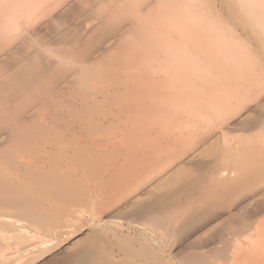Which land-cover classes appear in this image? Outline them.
I'll use <instances>...</instances> for the list:
<instances>
[{"label": "rangeland", "instance_id": "374dc122", "mask_svg": "<svg viewBox=\"0 0 264 264\" xmlns=\"http://www.w3.org/2000/svg\"><path fill=\"white\" fill-rule=\"evenodd\" d=\"M159 1L160 0H145V1L144 0H102V1L101 0H84V1L83 0H66L64 3L59 5L55 0L56 3H55V6L53 7L49 4L52 3V5H54L53 3L54 1L49 2L48 8L50 7L54 8V9L50 8L53 11H51V13L49 12L50 10H47L49 13H47V11L41 12V14L44 13L47 17L44 15L46 18H42L41 20L35 22L36 24L32 25L33 27L28 28L27 32H24L22 33V35H19L18 37H16L14 41L10 43V45H8V47L4 50V52L0 54V60L9 55H12L14 52H16L19 49H23L24 51L27 50L29 45L35 46L33 47V49H37V52L40 54L41 58H43V56L45 58L47 53L45 55L43 52H48L50 49L55 50L59 48H65V49H74V47L77 48L75 42L74 44L71 43L72 45L69 44L68 47L64 46L63 43L60 44L63 40L62 35L67 29L66 24L74 23V17L75 16L77 17L80 14V11L82 10V8L85 7V3L86 4L94 3L97 9L99 8L98 10H103L102 7L106 8L110 6L112 9L111 8H108V9L109 10L111 9V13H112L114 12V10L115 12H118V10L116 11V9H120V12L123 15H125L122 17L124 18L126 17L127 19H123L122 27L119 32H111V31L109 32L107 29H104V30L102 29V30L95 31V32L93 31L88 32L89 34H87L86 36L89 35L88 36L90 39L89 45L93 51L90 58L93 61H96V59L99 58L101 53L107 52L108 50L116 46L117 40L119 39L118 37H122L124 41L128 40L127 37L130 35V29L133 28L134 34L128 37L132 39V42L130 44L131 47H134L135 45V47L132 49L141 50V48L143 49L150 45L156 46L157 44H159V42H163V40L165 39L167 43L165 41L164 43H166L167 45L171 41L170 45L172 46L174 44L179 43L180 35L184 34L186 36L188 35L190 38H193L190 40L189 44L186 43V47L189 50L191 49L194 50V49H197L196 45H198L199 47L208 46L211 44V43L210 44L208 43L210 42L211 39H213L214 37L215 38L218 37L217 39L222 38V41L224 42L222 43L223 47L220 45V49H218V52H222V53L225 52V50L227 49L226 45L229 44L231 45V47H233L232 49L234 52L236 51L238 53L239 50H240L239 53L242 52L241 54L238 53L239 56L237 58L238 59L240 58V61H242V59L245 58L244 63L248 62L249 65L248 63H245L248 66L246 67L245 65L246 68L244 69L243 67L242 69V66L240 67L241 64L238 63L237 65L238 69H241V70L238 71L237 69L236 71L237 61L231 62L230 63L231 67H230L225 62V59L223 60L221 58V61L223 62H219V64L221 65V63H223V66H224L226 63L227 65H225V67H227V70L226 69L225 70L227 72L229 71L228 73L224 72L223 74L220 73L221 75H219V73H217L219 70H216L217 68L213 69V73L211 72V74L209 75L210 77L209 76H199L200 78H197V77L195 78L193 76L191 77V75H189L188 73L185 74V72H188L189 68L184 69L183 72L180 71L179 73H177V76L174 77L175 79H173L171 82V84H173V87H178L179 85H183V86H179L178 88L187 87V89H189L188 91L192 93V95L190 94L191 96L189 95L190 97H192L190 101L191 103L190 102L188 103L189 98L186 99L187 102L186 101L184 102L185 103L184 107L186 106L185 108L183 107L184 111L183 109L182 110L179 109V111H178V108L175 109L176 107L174 106L176 105V102L180 103V101L177 98L173 99L174 101L176 100V102L174 103L173 100L172 102L167 99L163 100L164 99L163 95L162 96L160 95L161 97H163L162 100L164 102H161L162 100L160 101L159 99L160 92L158 91L160 88H162L161 85L164 84L161 77H158V79H156L157 77H155L156 80L155 79H153L154 81L152 80L153 82H155L156 84L155 90H157V93L154 95L153 98H157V99H151V100L149 99L150 100L149 101L146 99L147 97L144 98L145 97L144 95L147 94L148 96V93H149V91L148 90L146 91V89H149L150 88L149 86H151L152 78H149V77L150 76L153 77L154 76L153 73L156 72L157 69L155 70L152 69L151 70L152 72L147 71V73L144 71L146 75L144 72H141L142 76L144 75L142 78L139 71L135 70L134 67L132 66L136 64V58H134L135 62L133 61V59L127 60V62H125L124 66L122 67V70H121V67L113 68L111 70H104L105 63L110 61L109 58L106 60L107 62H105L104 60L105 63L102 62L103 64H101L100 62V65H97V64L93 65L91 67L92 71L94 67L93 75L92 77L90 76L89 80L91 79V82L89 81V84H88L90 88L87 87L86 89L88 91L87 93L89 96L87 95V93H85L86 91L85 92L83 91L84 94L83 92L78 93L79 98L80 96H83V95L88 96L86 98L89 100L88 104H89L90 109H88L89 111L88 110L85 111V113L83 110L82 114L84 115L80 114L82 112L81 110L79 112V115L80 116L82 115V117H80V120H81L82 118H85V116H88V117L92 116L93 112L96 113V114L93 113V116H92L93 124H95L93 127V130L95 129L96 131V129L99 127L98 132L100 136L98 135L95 136L97 131L94 132L95 134L92 140L94 139V137H95L94 141L96 140V137L98 139V141L96 140L97 143L96 144L94 143L95 148H94V145L91 148L92 144L89 143L90 144V145L88 144L89 147L87 149L84 148L85 152L84 150H81L76 155L77 158L81 156L79 160L75 157L76 160L74 161V164H75L74 168L75 170L77 169V172L74 173V176H73V182H72L73 191H72V194H70V196L73 195V197L71 196L72 198H70L69 196L68 199L63 201L61 205H60L61 202L58 203L60 205V206L58 205V207H57V204L54 207L45 206L42 209L41 214L44 215V218H46L48 222H46V220L44 219L45 221L43 220V222L41 223L39 222L40 224L36 226L35 228L36 231L35 229H32V231L34 230V233H35V234L33 233L32 235L34 236L33 242H38L41 244L48 243L56 239L58 235L61 234V232L73 230L74 233L72 237L65 244H63L53 253L48 254L44 257H40L37 260H34L35 257H32L33 256L32 254L28 253L27 255L26 253H23L22 255L20 253H17L21 245H19L18 242L13 237L7 236L9 238H6V234L3 233L5 235V238H4L3 237L4 235L0 233V257L1 259L3 258L5 259L6 257H15L20 254L21 260L20 259H19L20 261L18 260L19 264H93L91 260L85 257V256H88V254H84V253H86L87 247L90 248V246L92 247L97 244L96 240H97V237L99 236L98 233H100V239H98V241L101 240V235L103 238L100 242H98L96 246L99 247L98 245H100L101 249L100 248L99 249L102 252V259H103L104 264L106 263L107 264H159V262H156L155 260H152V258H149V257L146 258V257L138 256V255H137L138 257H136V255L132 253V251L130 250L131 247L132 248L135 247L139 249V242H144L143 239H145V237H143L142 236L143 234H141L142 230H144V232H146V235H148L149 237L150 236L152 237L154 233L156 235V236L154 235L155 237H158L160 234L164 235L162 241L159 242L160 256H162L166 260L171 259L176 264H180L183 258V255L185 253L188 254L189 251L199 252L203 249H208V247L212 246L211 245L212 243L210 245L209 243L212 242L213 238H215L218 235V231L220 232L221 229H223L227 225L228 222L232 220L237 222L238 220H240V218L242 219L245 215L246 217H249L248 214L254 213L257 205L259 204L258 201H261L260 203L264 201L262 200V198L264 199V197L259 196L264 190L263 186L255 185L254 182H252L253 183L252 185L248 184L246 188H243L242 189L243 192L241 191L239 192L240 195L242 194L241 198H240V195L234 196V199L238 198L239 196V198L236 199L234 202H232L234 199H232L233 196L230 194L219 195L218 198L220 200L219 201L217 199L214 200L212 204H210L209 206L207 205V208L206 207L203 208V206L199 205L198 204L199 201L196 202V199L191 200L190 203L193 202L191 206L190 203H187L188 201L187 196H179V197L177 196V192L182 187L185 186L184 182L183 181L180 182L179 180L190 175L189 173H193L191 174L193 176H198L199 174H203V170H204L203 167L205 166V164L209 163L210 161H212V158L214 159L216 156L219 155V154L214 155L215 152L217 154L218 148L213 145V146L208 147V149H206L205 152L202 153V156L198 157L197 159L189 160L190 155L192 154V151L190 153L188 152V154L183 153L184 156L183 157L181 156L182 158L181 157L179 158L182 151H184V149H182V146H183V143L187 141L185 140V138L186 139L191 138V140L192 139L198 140L199 137L201 138V136L206 137V138L208 136V139L205 138V141L206 143L209 144L210 142L214 141L215 138L216 139L218 138V140H220L224 136L223 134H225L226 137H228L231 141L234 139L232 141L234 144V147H237L238 144H239L238 146L242 147V145H240L241 140L250 142L248 143L249 146L248 145L246 146L245 151L248 150L246 151L248 156L251 155L250 157H248V160L251 159V162H254V163H251L253 165H250V162L248 161L249 168L247 169L248 171H246L245 174L251 173L255 168H256L255 171L261 170V173L264 172V168H263L264 167V77H263L264 76V55H262L264 54V34H263L264 31L261 30V29L264 30V28H262V26H264V8L261 9L262 14H258L259 16L256 17L255 19L254 18L246 19V17L244 18V13L240 9V6L236 0H195V1L191 0L192 2L194 1V3H192L190 0H169L170 5L168 4L169 8H167L168 10L165 13L158 12V9H157L158 7H156V5H159L160 2L163 0H161L160 2ZM96 7H95V10H96ZM153 8L154 10H150ZM147 11L148 12L153 11L152 12L153 14L150 17H152L153 15L154 16L151 19L149 16H148L149 18H147V14H149L147 13ZM154 12L156 13L154 14ZM157 13L159 14L161 13L162 15H158ZM131 14L135 15L133 21L131 20L132 18L130 19L129 17ZM258 20H261V21H258ZM257 25L258 26L260 25V26L258 27ZM156 35H159V39ZM166 35L168 38L166 37ZM168 35H170V37ZM152 36L153 37L155 36L157 38L153 39ZM169 38H170V41L168 40ZM36 39L37 40L43 39V42H46V43L48 42V43L46 46L44 44L43 46H41L42 43L37 42ZM149 39L150 40L153 39L154 43L153 41H151V44H150ZM200 39H201V43L198 44ZM214 39L212 40V42L215 41ZM202 40H204L205 42ZM110 41H112L111 44H109ZM124 41L122 40V43ZM106 43H107V46H106ZM202 43H203V46H201ZM240 55H242V57ZM52 59L53 58H51V60ZM54 60L55 59H53V61ZM131 61H132V64H131ZM201 61L203 62V59ZM232 63H233V66H232ZM241 63H243V61ZM128 64H130L132 67ZM129 66L131 67V70L134 75L131 73V70H128L130 74H126L128 73L127 69H130ZM172 70L173 72H171V74H174L176 71L175 69H172ZM73 71L74 73L71 72L70 74H73V75L75 74L76 77L78 73H80V71H78L77 69H74ZM102 72L103 74H101ZM137 73H139V78L137 79L138 81L136 80V78L138 77ZM151 73L152 75H150ZM146 76L147 78H145ZM76 77H74V79H76ZM203 77L204 78L206 77V78L204 79ZM256 78L260 81L259 82L258 80L256 81ZM253 80L256 81L257 83L253 84L254 83ZM134 81L137 82V84ZM139 81H141L142 84H140ZM204 81H206L207 83L205 84ZM144 82L146 83V89H145ZM148 82H150V84ZM198 82H200V84ZM258 83L260 84L258 85ZM139 84H140V88L136 86ZM126 85L129 86V88H127L129 90L125 88ZM262 85L263 87H261ZM152 86H153V83H152ZM152 86H151V89H149L150 92L152 91V88H153ZM198 86H200V89ZM203 86L206 87L207 91H205L206 89ZM194 87L195 88L197 87L198 91L200 92L199 93L200 95L198 94V91ZM137 88L139 90H137ZM195 90L197 93L195 92ZM140 91L142 93H140ZM153 91H154V88H153ZM143 93L144 95H142ZM193 93H195L196 95ZM212 93L214 94V96ZM243 93H245L246 97L242 100H239L240 96L244 95ZM217 95L219 96L221 95L223 99L225 96L226 101L228 100L230 102V100H232L230 103L231 106H229V108H227V110L223 112L224 113L223 115L221 113L216 115L215 113L211 111H210L211 113L208 112V108L206 107V104H205V102L208 99L210 100L211 96H212V100H215V101L218 100L219 98H222ZM207 96L208 98H206ZM215 96L218 99L214 98ZM139 97H141V99ZM195 97L196 98L198 97V100L202 98L204 100L202 99L203 102L202 100L198 101L197 99H195ZM229 97H230V100H229ZM143 98L149 102L147 101L143 102L145 101L143 100ZM83 99H84V96H83ZM159 102L161 103L159 104ZM171 103H173L174 106H172ZM165 104H166V107H165ZM189 104L190 106H192V109L190 108ZM158 105L160 106L161 109L167 108L163 110L164 113L158 107ZM61 106L62 104L59 105L58 109H61ZM176 106L178 107V104ZM195 106L197 109H195ZM150 107H151V110H150ZM204 107H206V110ZM174 109H175V112H174ZM199 109H201L202 112L204 113H202L201 110ZM234 109H236V111ZM137 110H139V112ZM141 110L147 113L140 112ZM191 110L192 111L194 110L193 111L194 114L196 113V111L197 113L194 115L192 114ZM90 112H91V115H88L90 114ZM187 113L189 114V116ZM212 113L213 115H211ZM197 114H199L201 118L199 116L197 117ZM193 115L195 118L193 117ZM103 116H105V118L107 116L108 120H105L104 118H102ZM204 119H206L207 121L208 119L209 120L211 119L210 123L209 121L208 122L206 120L204 121ZM75 121H76V124L81 123L78 117H75ZM189 122H192V123L190 124ZM151 123H152V127H151ZM158 123L160 124V126ZM185 123L187 124V126ZM165 125L168 127H166ZM202 125H204V127H202ZM170 126L171 128H169ZM193 126L196 128H194ZM90 127H92V125ZM205 127L206 128L209 127L210 130L208 128L206 129ZM100 128L106 129L105 131L102 129V136H103V132H105L104 137L101 136ZM182 129L183 131H181ZM196 129L200 130V131L198 130L199 133L197 132ZM203 130L204 132L205 131L206 132L204 133ZM107 131H108V134H107ZM148 131L150 132L148 133ZM207 131H208V134H207ZM195 133H198L196 134V137H195ZM210 133H212L211 134L212 136L210 135ZM190 134L193 137H191ZM205 134L207 136H205ZM180 135L182 136L181 139H180ZM258 135L259 136L261 135V136L259 137ZM107 141L110 143H108ZM98 142H100L101 145ZM98 146L99 148H101V150L103 149L102 150L103 153L100 151L98 152L99 154H96V152L100 150L99 148H96ZM145 146H147L146 149H145ZM174 147L175 149H173ZM89 148H91L90 149V151H92L91 153L89 152ZM153 148H154V151H153ZM170 150L171 152L174 150L177 152L175 154L178 156L177 157L178 159L177 161L174 159L175 162L174 161L169 162L166 166L165 164L167 162L165 161L164 163V158L167 157V155L171 153ZM154 152L156 155L154 154ZM88 153H90L89 156H87ZM250 153H253L254 155ZM83 158H85V160ZM145 158H147L146 161H145ZM82 159L86 161L84 162V165L83 163H81L83 162ZM77 160L79 162H77ZM87 160L90 161V163ZM138 160L140 162L137 163L136 161ZM161 162H163V164ZM80 163H81V166H80ZM159 164H161V166L162 165L164 166V168L161 169L162 173L159 170L161 174H158L160 176L159 178L160 181H162V179L164 178L162 181L163 183L158 181L159 185L155 186L152 189L153 191L151 192L150 190L146 188H142L137 194H135L134 196L130 198L125 197L124 194L122 196L121 191L124 190V188H121V187L131 182L134 175L135 177L140 176L141 174L143 175L144 172L146 174L149 173L151 175L152 174L151 172H153L157 166L159 169L161 168ZM153 165H154V168H153ZM168 165L169 166L171 165V166L169 167ZM198 165L199 167L200 166L201 167L199 168ZM257 165L258 167H256ZM146 166L149 167L148 171H147ZM165 167L167 168L169 167L168 170H165ZM190 169L193 170V172H191ZM120 173H122L123 175L122 174L121 176L118 175ZM170 173L172 174L174 173L175 176ZM186 173L188 174L186 175ZM158 175H156V177H159ZM172 176L176 179V181L178 179L176 183L178 185H175V186L172 185L173 182H174L173 184H175V179H173ZM118 178L120 179L119 182L117 180ZM167 178H168V181L167 180L165 181V179ZM169 181L171 183H169ZM74 182L76 185L74 184ZM152 182L154 183L156 181L152 180ZM179 184H181L182 186H179ZM73 185L74 187H76V190H74ZM250 185L251 186L254 185L253 188H251ZM246 190L248 193L246 192L247 194L243 195V193H245L244 191ZM78 196H79V199H78ZM173 196L176 198V200L179 203L178 204L180 206L179 209H178V206H174L171 202L168 201V199ZM223 196L224 197L228 196L227 201L232 203V205L229 202H227L225 200L226 198L224 199ZM229 198H231L232 200H228ZM254 198H256V200ZM80 199L82 201H80ZM161 199L163 201H161ZM164 200L166 202H164ZM132 201H134V203H132ZM167 201L170 203V205H166L167 207H165L164 203L169 204ZM76 202L77 204L79 202H82V203H79L77 205ZM216 202H219V204ZM221 203L223 204L221 205ZM83 204H84V207H83ZM161 205H162V209H161ZM183 206H185V208ZM186 206L187 208H189V210L186 209ZM241 208L243 209L241 210ZM48 209L49 211H51L50 213ZM72 209L74 211H71V212L73 213L74 218L78 222L76 221V224L74 223L73 228H70L71 229L70 230V229H66L65 227L67 226L68 228V221H70L69 219L67 220L68 217L65 216V212L66 214L69 213V217H70L71 214H70V211L68 212V210H72ZM244 212L245 213L247 212V214H245ZM161 215L162 216L166 215L167 217H169L168 219H170V217L171 219L165 222L156 221V223H154L152 219L150 220L148 218L149 216L162 217ZM231 215H232V218H231ZM238 216H239V219H238ZM172 219L174 222L172 221ZM152 222L153 224L155 225L157 224V226H159V230L158 229L154 230V227L152 226L153 225ZM114 223L116 225H122L123 227L121 226L119 228L118 227L116 228V225L114 226ZM75 225H78L75 227L76 229L74 228ZM166 227H169V228L166 230ZM108 228L110 230H108ZM215 232H217L216 233L217 235L215 234ZM156 233H159V234H156ZM113 234L115 237L113 236ZM122 241L130 245V248L128 245L127 246L125 245L127 249H125V247L122 248L121 246H124V244H122ZM203 244H204V247H203ZM196 245L197 246L201 245V247L200 246L197 247ZM124 249L126 252L124 251ZM133 254L135 257H133ZM104 257H105V260H104ZM0 264H2V261H0Z\"/></svg>", "mask_w": 264, "mask_h": 264}, {"label": "bare ground", "instance_id": "6f19581e", "mask_svg": "<svg viewBox=\"0 0 264 264\" xmlns=\"http://www.w3.org/2000/svg\"><path fill=\"white\" fill-rule=\"evenodd\" d=\"M52 1H54L53 2L54 5H52V3L49 4V2H52ZM65 1L66 0H56V2L59 5L64 3ZM194 1L193 2L191 1V2L194 3ZM236 1L238 2L240 9L244 13V18L246 17V19H248V18L249 19H252V18L255 19L256 17L259 16L258 14H262L261 9L264 8V0H236ZM56 2H55V0H0V54L4 52V50L8 47V45H10V43H12L16 37H18L19 35H22V33H24V32H27L28 28L33 27L32 25L36 24L35 22L41 20L42 18H46L47 16L44 13L41 14V12H45L47 10H50L49 12L51 13V11H53L51 9H54L52 7L55 6ZM48 4L52 6V7H50L51 9L48 8L49 7ZM81 4H83V3H81ZM168 4L170 5L169 0L161 1L159 5H156V7H158L157 8L158 12H161V13L167 12V10H168L167 8H169ZM113 6H114V4H113ZM95 7H96V5L94 3H89V4L85 3V7H83L82 10L80 8V10H81L80 14L77 17L76 16L74 17V23H69V24L67 23L66 24L67 29L62 35L63 40L61 39L62 42L60 44L63 43L64 46L68 47L69 44H71V43L74 44V42H75L77 48H75V47H74V49L59 48V49H55V50L50 49L49 51L45 48L48 52H43V53L45 55L47 53V55L45 56V58H44V56H43V58H41L40 54L37 52V49H33V47H35V46L29 45L27 50L24 51L23 49H19L16 52H14L12 55H9V56L2 58L0 60V233H2V234L5 233L6 238H9L7 236L13 237L18 242V244L21 245V247L18 249L17 253H20L22 255H23V253H26L27 255H28V253L32 254L33 255L32 257H35L34 260H37L40 257H44L48 254L53 253L55 250H57L59 247H61L63 244H65L72 237V235L74 233V231L70 229V228H73L74 223L76 224V221H77L74 218L73 213L71 212V211H74L73 210L74 208L72 210H68V212L70 211V214H71L70 217H69V213L66 214V212H65V216L68 217L67 220L68 219L70 220V221H68V228H67V226H65V227H66V229H70L71 231L61 232V234L58 235V237L56 239H54L48 243H43V244L38 243V242H33L34 236H32V235L34 233V230L32 231V229H35L36 226H38V224L43 222L44 219L46 220V222H48V220L46 218H44V215L41 214L42 209L45 206H49V207L53 206L54 207L57 204V207H58V205H59L58 203L61 202L60 203V205H61L62 202L67 200L68 197L70 196V194H72L73 176H74V173L77 172V169L75 170V168H74L75 167L74 161L77 158L76 155L81 150H84V148L87 149L89 147L88 146L89 143L92 144V146H91V148H92L94 143L96 144L98 141L97 137H96L97 141L96 140L94 141L95 137L92 140V138L95 134L94 132L99 131V129H98L99 127L97 128L98 130L97 129H96V131H95V129L93 130V127L95 124H93V121H92L93 117L92 116H93L94 112L92 113V116H89V117L85 116V118H82L80 120V117H82V115H84V114H82L83 110L85 113V111L90 109L89 104H88L89 100L86 98L89 96L87 93L88 91L86 89H87V87L90 88L88 84H89V81L91 82V79L89 80L90 76L92 77V75H93L94 67H93V71L91 69V67L93 65H95V64L100 65V62H101V64H103V63L107 62L106 60L109 58L110 61L105 63V66L102 65V66H104V70H111L113 68H120V67L122 70V67L124 66L125 62H127V60L133 59V61H134V58H136V64H135L136 66L135 65H132V66L134 67L135 70L139 71L142 78L144 75L142 76L141 72L145 71L147 73V71L150 72L152 69H154V70L157 69L156 72L153 73L154 78L151 76L149 77V78H152L151 79V86L153 83L152 87L154 88V91L152 88L153 92L152 91L150 92L149 89H151V86H149L150 87L149 89H146V83L144 82L145 83V89H146V91L148 90L149 93H148V96H147V94L144 95V93L142 95L145 96L144 98L147 97L146 98L147 100L157 99V98H153L154 95L157 93V90H155L156 84H155V82H153L154 81L153 79H155V77H157L156 79H158V77H161L164 84L161 85L162 88H160L158 91V92H160L159 99L161 101L162 98L164 97L163 100L167 99V100H170L172 102L173 99L177 98L180 101V103H177L176 100L175 101L173 100V102L174 103L176 102V105L178 104V107L176 105L174 106L173 103H171V104H172V106L176 107L175 109L178 108V111H179V109L180 110L183 109V107L185 105L184 102L185 101L187 102L186 99L189 98L188 103L192 99V97H190L192 95V93H190L188 91L189 89H187V87L178 88L179 86H183V85L178 84L179 85V86L177 85L178 87H173V84H171L172 80L175 79L174 77H176L177 73H179L180 71L183 72L184 69L189 68L188 72H185V74L188 73L189 75H191V77L193 76L195 78L196 77L200 78L199 76H209L211 74V72L213 73V69H215V68H217L216 70H219L217 72V73H219V75H221L220 73L223 74L224 72H227L226 71L227 67H225V65L228 64V66L231 67V64H230L231 62L237 61L236 62V71L238 69V66H237L238 63L241 64V65L240 64L239 65H240V67L242 66V69H243V67L245 69L249 65L248 62H245V63H248V65L244 63L245 58L242 59L243 63H241L242 61H240V58L238 59L237 57L242 52L239 53L240 50L238 51V49H237V51L239 54L236 51L234 52L232 49L233 47H231V45H229V44L226 45L227 49L225 50V52H223V53L218 52V49H220V45L222 46L223 45L222 43H224L222 41V38L217 39L218 37L217 38L214 37L215 39L212 37L215 41L212 42L213 39H211L210 42H208L209 44L210 43L211 44L208 46H203V43L201 44V46H203V47H199L198 45H196L197 49H194V50H192L191 48H190L191 50H189L186 47V43L189 44L190 40L193 38H190L188 35L186 36L184 34L180 35L179 43L174 44L172 46L170 45L171 41L169 38L168 40L170 42L167 45H166L167 42L165 41L166 40L165 39V40H163V42L158 41L159 44H157L156 46H152V45L148 46L147 45L148 47L143 48V49L141 48V50L132 49L135 47V45L132 44V45H134V47H131L130 44L132 42V39L128 38V37H130L131 35L134 34L133 28L130 29V35L127 37L128 40L124 41V39H122V37H118L119 39L117 40L116 46H114L113 48H111L107 52L101 53L99 58L96 59V61H93L90 58L93 51L89 45L90 44V39L88 37L89 35L86 36L87 34H89L88 32H90V31L95 32V31H99L102 29L103 30L107 29L109 32L110 31L111 32H119L121 30V27H122L123 19H127L126 17L125 18L122 17L125 15H123L120 12V9H116V11L118 10V12H115V10H114V12L111 13L112 8L110 6L106 7V8L102 7L103 10H98L99 8L97 9V7L95 10ZM108 8H111V9L109 10ZM154 8L150 9V10H154ZM49 12L47 11V13H49ZM152 12L153 11H150V12L147 11V13L150 14V15L147 14V18H149L153 14ZM156 12H157V10H156ZM156 12H154V14ZM161 13L160 14L157 13V14L162 15ZM39 14H41L42 16ZM129 17H130V19L132 18L131 20L133 21L135 15L131 14ZM152 17H150V19ZM258 21H261V20H258ZM251 22H253V21H251ZM258 27H256V28H258ZM262 28H264V26H262ZM261 30L264 31L263 29H261ZM156 36L159 39V35H156ZM163 36H162V38H163ZM168 36L170 37V35H168ZM157 37L152 36L153 39L157 38ZM166 37H167V35H166ZM153 39L150 40V44H151V41H153ZM171 39H172V37H171ZM122 40L124 41L123 43H122ZM143 40H144V38H143ZM147 40H148V38H147ZM112 41H110L109 44H111ZM161 41H162V39H161ZM164 41L166 43H164ZM202 41H204V40H202ZM37 42L42 43L41 46H43V44L46 46L48 43V42L47 43L43 42V39H39V40H37ZM37 42H36V44H37ZM206 42H207V40H206ZM153 43H154V41H153ZM199 43H201V39L198 42V44ZM38 45H39V43H38ZM205 45H206V43H205ZM106 46H107V43H106ZM58 47H59V45H58ZM72 48H73V46H72ZM39 51H40V49H39ZM240 56L242 57V55H240ZM245 57H246V55H245ZM51 58H53L55 60L53 61V59L51 60ZM221 58L223 60L225 59V62L227 63V64L225 63L224 66H223V63H221V65L219 64V62H223V61H221ZM202 59H203V62H205V63H203L201 61ZM104 60H105V62H104ZM131 64H132V61H131ZM242 64H244V65H242ZM128 65H130V64H128ZM245 65H246V67H245ZM232 66H233V63H232ZM131 67H130V69H127V72H128V70H131ZM74 69H77L78 71H80V73H78L77 77L75 74L74 75L70 74L71 72L74 73V71H73ZM172 69H175V71H176L174 74H171V72H173ZM216 70H214V71H216ZM239 70H241V69H238V71ZM131 73L133 74L132 70H131ZM139 73H137L138 77L136 78V80L139 78ZM146 73H145V75H146ZM101 74H103V72ZM126 74H130V73L128 72ZM150 75H152V73ZM260 75H259V77H260ZM253 76H254V74H253ZM74 77H76V79H74ZM145 78H147V76ZM257 80L258 79L256 78V81ZM261 80H262V78H261ZM142 81H144V80H142ZM148 81H149V79H148ZM256 81H254L253 84L257 83ZM259 81L260 80H258V82ZM139 82H140V84H142L141 81H139ZM204 82H205V84L207 83L206 81H204ZM135 83L137 84V82H135ZM148 83L150 84V82H148ZM198 83L200 84V82H198ZM140 84L136 85V86L138 88H140ZM259 84L260 83H258V85ZM127 86L128 85L125 86L126 89L129 88V86L128 87ZM184 86H185V84H184ZM198 87L200 89V86H198ZM203 87H205V86H203ZM261 87H263V85ZM138 88H137V90H139ZM141 88H143V87H141ZM195 89L198 91L197 87ZM205 89H206V87H205ZM127 90H129V89H127ZM196 90H195V92H196ZM83 91L84 92L86 91L85 93H87L88 96L83 95L84 94ZM141 91H140V93H142ZM205 91H207V89ZM82 92H83L82 95L84 96V99H83V96H80V98L78 97V93H82ZM199 93L200 92L198 91V94ZM193 94H195V93H193ZM243 94L244 95H241V96L238 95V96H240L239 100H242L246 97L245 93H243ZM160 95L161 96L163 95V97H161ZM208 96L206 98H208ZM213 96H214V94H213ZM217 96H219V95H217ZM198 97L197 98L195 97V99L198 100ZM219 97H222V96L220 95ZM96 98H97V96H96ZM139 98L141 99V97H139ZM144 98H143V100H145ZM214 98H216V96ZM225 98L226 97L224 96V99ZM159 99H158V101H159ZM202 99H200V100H202ZM216 99H218V98H216ZM224 99L222 97V98H219L218 100L215 101V100H212V96H211L210 100L209 99L207 101L205 100L206 101L205 104H206V107L208 108V112L211 111V112L215 113L216 115H218L220 113L223 115L224 114L223 112H225V110H227V108H229V106H231L230 103L232 101V100H230V97H229L230 102L228 100L226 101V99L225 100ZM251 99H253V98H251ZM147 100H145L143 102H146ZM163 100L161 102H164ZM200 100H198V101H200ZM203 100H202V102H203ZM133 101H134V99H133ZM149 101H147V102H149ZM153 101H155V100H153ZM193 101H194V99H193ZM161 102H159V104ZM136 103H138V102H136ZM241 103H242V101H241ZM60 104H62L61 109H58ZM150 104H151V102H150ZM169 105H170V103H169ZM189 106H190V104H189ZM202 106H203V104H202ZM158 107L160 108L159 105H158ZM165 107H166V104H165ZM206 107H204L205 110H206ZM240 107H241V105H240ZM246 107H247V105H246ZM148 108H147V110H148ZM190 108L192 109V106H190ZM164 109H167V108H164ZM164 109H161V110L163 111ZM175 109H174V112H175ZM195 109H197L196 106H195ZM237 109H238V107H237ZM81 110H82V112L80 114H82V115L80 116L79 112ZM150 110H151V107H150ZM199 110H201V109H199ZM234 110L236 111V109H234ZM137 111L139 112V110H137ZM183 111H184V109H183ZM185 111H186V109H185ZM188 111H189V109H188ZM193 111H192V114H194ZM140 112H144V111L141 110ZM176 112H177V110H176ZM201 112H202V110H201ZM144 113H147V112H144ZM163 113H164V111H163ZM196 113H197V111H196ZM202 113H204V112H202ZM213 113L211 115H213ZM94 114H96V113H94ZM151 114H153V113H151ZM88 115H91V112ZM194 115H193V117H194ZM188 116H189V114H188ZM198 116H199V114H197V117ZM203 116H204V114H203ZM203 116H202V118H203ZM232 116H233V114H232ZM75 117H78L79 121H81V123L76 124ZM199 117L201 118V116H199ZM102 118H104L105 120H108L107 116H106V118H105V116H103ZM166 118H167V116H166ZM187 119H188V117H187ZM112 120H113V118H112ZM173 120H174V118H173ZM205 120L206 119H204V121ZM210 120L208 119L209 123H210ZM202 121H203V119H202ZM202 121H201V123H202ZM184 122H185V120H184ZM189 123L191 124L192 122H189ZM258 124H260V123H258ZM91 125H92V127H90ZM96 125H97V123H96ZM146 125H147V123H146ZM148 126H149V124H148ZM159 126H160V124H159ZM186 126H187V124H186ZM190 126H192V125H190ZM151 127H152V123H151ZM166 127H168V126H166ZM177 127H178V125H177ZM202 127H204V125H202ZM169 128H171V126ZM169 128H168V130H169ZM181 128H182V126H181ZM194 128H196V127H194ZM197 128H198V126H197ZM207 128L209 129V127H207ZM102 129L100 131L101 136H102ZM175 129H176V127H175ZM103 130L105 131L106 129H103ZM198 130H197V132H198ZM181 131H183V129ZM97 132H96L95 136L96 135L100 136L99 132L98 133ZM149 132L150 131H148V133ZM174 132H175V130H174ZM203 132H204V130H203ZM198 133H195V137H196V134H198ZM104 134H105V132H103L102 137L105 136ZM107 134H108V131H107ZM207 134H208V131H207ZM211 134L212 133H210V135ZM223 135L224 136L220 140H218V138L217 139L215 138V140L210 142L209 144L206 143V141H205L206 137L201 136L202 139L199 137L198 140H195V139L191 140V138L190 139L185 138V140H187V141L184 140L185 142L183 143V146H182V149H184V151H182L179 158L181 156L183 157L184 154H186V153L188 154V152L190 153L192 151V154L190 155L189 160L190 159L191 160L197 159L198 157L202 156V153L205 152V150L208 149V147L213 146V145L218 148L217 154L215 152L214 155L219 154L214 159L212 158V161H210L209 163L205 162L206 163L205 166L204 167L202 166L204 169L203 174H199L198 176H193V175H191L193 173H189L190 175L186 176L188 174V173H186V175H185L186 177H184V178L181 177L182 179L180 178L181 180H179V181L180 182L183 181L185 186L183 185L184 187H182L178 192L176 191L177 196L178 197L179 196H187V200H188L187 203H190L191 200L196 199V202L199 201V203H198L199 205L203 206V208H205V207L207 208V205L209 206L210 204H212L214 200H216V199L218 201L220 200L218 198L219 195L230 194L233 196L232 199H234V196L240 195L239 192L240 191L243 192L242 189L246 188V186L248 184L252 185L253 184L252 182H254L255 185L263 186V188H264V172L261 173V170L255 171V169H256L255 168L251 173L245 174L246 171H248L247 169L249 168L248 167L249 162H250V165H253L251 163H254V162H251V159L248 160V157H250L251 155L248 156V154L246 152L248 150L245 151L246 146L250 142L241 140L240 145H242V147L238 146L239 144L237 145V147H234V144L232 142L234 139L231 141L228 137H226L225 134H223ZM190 136L193 137L191 134H190ZM205 136H207V135L205 134ZM259 137H258V139H259ZM141 138H142V136H141ZM181 138H182V136L180 135V139ZM206 139H208V136ZM247 140H248V138H247ZM180 141H182V140H180ZM107 142H106V144H107ZM245 142H247V143H245ZM98 143L101 145L100 142H98ZM108 143H110V142H108ZM146 147L147 146H145V149H146ZM250 147H251V145H250ZM91 148H89L90 153L92 152V151H90ZM94 148H95V145H94ZM96 148H99V146ZM99 149L100 150L97 151L96 154H99L98 152H100V151L102 152V150H103V149L101 150V148H99ZM173 149H175V147ZM176 150H178V149H176ZM153 151H154V148H153ZM84 152H85V150H84ZM87 152H88V150H87ZM170 152H171V150H170ZM90 153H88L87 156H89ZM175 153H177V152L174 150L169 155H167V157L164 158V163H165V161L167 162L165 164L166 166L169 162H173V161L175 162V160L177 161L178 156ZM154 154H155V152H154ZM250 154H253V153H250ZM80 155H81V153H80ZM92 155H93V153H92ZM87 156H86V158H87ZM79 158H77V159L79 160ZM147 158H145V161L147 160ZM83 159L85 160V158H83ZM78 160H77V162H79ZM84 160H83V162H81V163H83V165H84V162H86ZM252 161H253V159H252ZM88 162L90 163V161H88ZM136 162L138 163L140 161L138 160ZM136 162H135V164H136ZM81 163H80V166H81ZM161 163L163 164V162H161ZM159 165L161 168L159 169L157 166L156 168H158V169L155 168L154 171L151 172L152 173L151 175L149 173L146 174L145 172L143 175L140 173L141 174L140 176L135 177V175H134L131 182H129L125 186L123 185L124 187L123 186L121 187V188H124V190H122L123 192L121 191L122 196L124 194L125 197L130 198V197L134 196L135 194H137L142 188H146V189L150 190V192L153 191L152 189L155 186L159 185L158 181H160L159 180L160 176L158 174H161L162 173L161 169L164 168L163 165H162L163 167L161 166V164H159ZM199 165H198V167H199ZM179 166H181V165H179ZM256 167H258V165ZM153 168H154V165H153ZM153 168H152V170H153ZM166 168L167 167H165V170H168V168L167 169ZM183 168H184V166H183ZM148 169H149V167H147V171H148ZM83 170H85V169H83ZM159 170L161 171V173ZM165 170H163V171H165ZM176 171H177V169H176ZM254 171H255V173H254ZM117 172H118V170H117ZM186 172H187V170H186ZM191 172H193V170H191ZM121 174L122 173H120L118 175L121 176ZM170 174H172V173H170ZM116 175H117V173H116ZM156 175H158L159 177H156ZM172 175H174V173ZM170 177H171V175H170ZM116 178H117V176H116ZM163 179H162V181H163ZM173 179H175V178L173 177ZM117 180L119 182L120 179L118 178ZM152 180L156 181V182L153 183ZM166 180L168 181V178L165 179V181ZM162 181H160V182H162ZM177 181H178V179H177ZM177 181L175 179V184H173L174 183L173 182L172 185L173 186L178 185V184H176ZM169 183H171V182L169 181ZM74 184H75V182H74ZM117 184H119V183H117ZM181 184H183V183H181ZM181 184H179V186H182ZM251 185H250V187L253 188L254 185L253 186H251ZM73 187H74V185H73ZM113 188H114V186H113ZM257 188H258V186H257ZM74 190H76V187H74ZM247 190L244 191L245 193H243V195L248 193ZM114 192H116V191H114ZM117 194H118V192H117ZM241 195H240V198H241ZM71 196L73 197V195H71ZM71 196H70V198H72ZM259 196L264 197V190L262 191V193ZM227 198H228V196L224 197V199L226 201H227ZM238 198H239V196H238ZM238 198H236V199H238ZM78 199H79V196H78ZM232 199L229 198L228 200H232ZM236 199H234L232 202H234ZM254 199L256 200V198H254ZM262 200H264V199L262 198ZM75 201H76V199H75ZM80 201H82V200L80 199ZM134 201H132V203H134ZM161 201H163V200L161 199ZM168 201L171 202L174 206H178V209H179V207H180L178 205L179 203L174 196L169 198ZM164 202H166V201L164 200ZM227 202H229V201H227ZM258 202H259V204L257 205L253 214L250 213L251 215L248 214L249 217H246L245 214H247V212L246 213L244 212L245 216L244 217L242 216L243 218L242 219L240 218V220H238L237 222L233 221V220L228 222L229 221V219H228V221H227L228 223L226 222L227 225L224 228L222 227L223 229H221L220 232L218 231V235L216 234L217 232H215V234L217 236L215 235L216 237L214 236L215 238H213L212 242L209 243V245L212 243L211 247H208V249H203L199 252H194V251L190 252L189 251L190 254L185 253L186 255L185 254L183 255V258H182L180 264H264V201L262 203H260L261 201H258ZM79 203H82V202H79ZM112 203H113V201H112ZM192 203H190L191 206H192ZM216 203L219 204V202H216ZM76 204H77V202H76ZM222 204L223 203H221V205ZM230 204L232 205V203H230ZM151 205H153V204H151ZM162 205H161V209H162ZM164 205H165V207H167L166 205H170V203L169 204L164 203ZM81 206H79V207H81ZM195 206H196V204H195ZM83 207H84V204H83ZM183 207L185 208V206H183ZM163 208H164V206H163ZM186 209L189 210V208H187V206H186ZM242 209L243 208H241V210ZM46 210H47V208H46ZM166 210H167V208H166ZM48 211H49V209H48ZM211 211H212V209H211ZM50 212L51 211H49V213ZM229 212H230V210H229ZM144 214H145V212H144ZM168 214H169V212H168ZM239 215H240V213H239ZM166 217L167 216L164 215L162 217L149 216L148 218L150 220L152 219L153 222L156 223V221L157 222H159V221L165 222V221H169L171 219V217H170V219H168L169 217H167V218ZM233 217H234V215H233ZM93 218H94V216H93ZM201 218H202V216H201ZM231 218H232V215H231ZM231 218H230V220H231ZM141 219H143V218H141ZM238 219H239V216H238ZM172 221H173V219H172ZM153 222H152V224H153ZM46 225H47V223H46ZM115 225L116 224L114 223V226ZM76 226H78V225H75L74 228ZM121 226L122 225H116V228L117 227L119 228ZM152 226L154 227V230H157V229L159 230V226H157V224L156 225L153 224ZM220 227H219V229H220ZM168 228L169 227H166V230ZM108 230H110V229L108 228ZM35 231H36V229H35ZM149 231H148V233H149ZM155 232H157V231H155ZM151 233H152V231H151ZM98 234H99V236L97 237V240H96L97 244L103 238L101 235V240L98 241V239H100V233H98ZM114 234H113V236H114ZM141 234H143L142 236L145 237L146 240L143 239L144 242H139V249H137L135 247L130 248V245H128L124 241H122V244H124V246H121V247L123 248V247H125V245L126 246L128 245L130 250L132 251V253H134L136 255V257H138V256H142V257H146V258L149 257V258H152V260L159 262V264H176L173 260H171V259L166 260L162 256H160V254H159L160 253L159 252V242L162 241L164 235L160 234L161 236L157 235L158 237H155L156 235L154 233L155 236L153 235L152 237L151 236L149 237L148 235H146V232H144V230H142ZM156 234H159V233H156ZM168 235H170V234H168ZM3 237L5 238V235ZM11 237H10V239H11ZM104 238H105V236H104ZM166 238H168V237H166ZM96 241H95V243H96ZM93 242H94V240H93ZM96 245H94L92 247L90 246V248L87 247L88 250L86 248V253H84V254H88V256H85V257H87L89 260H91L93 262V264H104L103 259H102V252L100 251V249H101L100 245H98L99 247H97ZM199 246L201 247V245H199ZM199 246H197V247H199ZM207 246H208V244H207ZM203 247H204V244H203ZM119 248H120V246H119ZM125 249H127V247H125ZM125 249H124V251H125ZM128 252H129V250H128ZM20 254L15 256V257H6L5 259L3 257H2L3 259H1V257H0V261H2V264H19L18 262L21 260ZM127 254H129V253H127ZM134 254H133V257H135ZM34 260H33V262H34ZM104 260H105V257H104Z\"/></svg>", "mask_w": 264, "mask_h": 264}, {"label": "snow or ice", "instance_id": "6c2138e0", "mask_svg": "<svg viewBox=\"0 0 264 264\" xmlns=\"http://www.w3.org/2000/svg\"><path fill=\"white\" fill-rule=\"evenodd\" d=\"M262 55H264V54H262Z\"/></svg>", "mask_w": 264, "mask_h": 264}]
</instances>
